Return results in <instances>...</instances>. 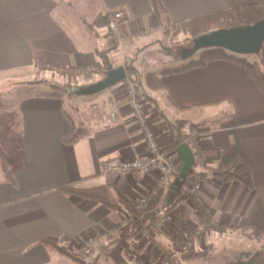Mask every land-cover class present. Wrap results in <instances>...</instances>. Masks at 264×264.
Masks as SVG:
<instances>
[{
    "label": "crops",
    "instance_id": "crops-1",
    "mask_svg": "<svg viewBox=\"0 0 264 264\" xmlns=\"http://www.w3.org/2000/svg\"><path fill=\"white\" fill-rule=\"evenodd\" d=\"M159 1L173 24L240 5L264 3ZM120 6L130 18L117 29L124 44H118L105 19L107 10ZM155 30L160 27L150 0H0V79H23L38 72L66 78L62 72L76 74L98 63L96 51L101 49L108 52L113 68L124 67V60H131L138 72L137 92L161 147L166 150L171 142L168 121L185 124L181 131L184 139L171 152L178 160L174 174L188 175L182 198L168 209L157 208V204L151 209L139 204L144 197L149 198L150 206L158 201L154 174L102 173L104 162L118 156L138 157L145 149L143 136L127 108L120 109L116 122L108 126L99 119L101 112L122 103L120 88L125 80L86 100L89 95L83 92L102 75L86 71L74 75L71 83L74 81L77 88L72 94L81 105L74 110L77 120L59 98L27 91L16 108L21 123L19 142L18 137H6L0 143H7L5 151L0 149L6 165L4 153L16 151L17 155L13 167L7 166L14 184L0 167V264H76L48 250L42 244L47 238L57 239L86 264H140V260L147 264H224L246 253H264V93L231 61H211L202 67L161 74L180 68L187 60L172 57L163 41L160 52V37L152 35ZM154 42L156 51L150 47ZM160 55L172 63L178 61L177 66L155 67L148 61L160 60ZM147 65L152 67L145 70ZM147 74L158 75L159 91L144 85ZM71 122L87 134L75 144L65 145L62 138L72 129ZM194 138L199 140L197 145ZM224 150H231L248 164L251 187L219 181L211 175ZM193 177L200 179L198 191L191 190ZM69 184L80 189L108 186L116 202L135 219L56 189ZM196 204L219 225L218 231L205 227L202 232L204 227L188 208ZM158 210L166 213L162 215L164 230L154 224L152 233L146 218L155 211L159 215ZM138 222L142 231H128ZM90 237L95 242L83 255L79 245ZM160 247L170 256H164ZM198 253L202 255L195 256Z\"/></svg>",
    "mask_w": 264,
    "mask_h": 264
},
{
    "label": "trees",
    "instance_id": "trees-1",
    "mask_svg": "<svg viewBox=\"0 0 264 264\" xmlns=\"http://www.w3.org/2000/svg\"><path fill=\"white\" fill-rule=\"evenodd\" d=\"M152 7V15L157 21L158 26L163 30L164 35L185 33V40L190 42L199 36L208 34L210 32L219 29H228L233 27L248 26L264 19V3L240 5L233 7L229 10L214 13L204 16L202 18L179 22L173 24L168 15L166 14L162 4L159 0H150ZM93 35H96L91 26L87 27ZM96 54L99 57V62L95 65L87 67L86 72L92 74H101L103 79L107 72L114 69L111 62V58L106 50H97ZM254 59H248L246 56H240L232 54L222 48L203 49L198 52V55L194 59H190L180 68L164 70L161 74L171 73L175 71L186 70L191 67H202L207 65L211 61L223 60L231 61L242 69L245 70L247 75L253 80L256 86L264 93V40L262 47L257 55H253ZM131 61V60H130ZM130 61L124 60V69L127 73V78L134 84L136 91L139 87L136 85L138 72L132 67ZM42 68V67H41ZM85 71H79L76 74H82ZM66 76L67 80L62 84H55L50 86L48 92L36 93V96L44 97H57L62 100L64 104V97H73L72 89L77 88L71 83L72 77L76 74H68L62 72ZM144 85L148 86L150 91L157 92L160 90L159 77L157 74H147L144 77ZM138 93V92H137ZM65 107V104H64ZM65 112V109H64ZM72 123V122H71ZM167 130L171 138L170 144L167 146V151H172L177 144L182 142L184 136L182 135V128L185 124L179 120H173L167 122ZM86 131L83 128H78L73 125L72 129L63 136L62 142L65 145L75 144L86 135ZM0 167L7 180L14 184V178L11 170L6 165V160L0 155ZM211 175L219 181H237L247 187L252 186V175L248 164L236 156L231 150L222 151L217 166L210 171ZM190 175V173H189ZM187 176L180 177L179 174L172 179L168 184L166 194L164 196L162 209H167L173 206L182 196L184 192V186L186 184ZM59 192L65 195H75L84 199L96 201L110 210L118 211L124 214L127 219L132 218L129 213L125 211L115 200L111 190L108 186H100L92 189H80L73 185H60L56 188ZM192 201L193 198L191 197ZM194 203V202H193ZM198 211L197 223L203 227H208L214 231H218L219 225L213 224L208 214L203 211L197 204L195 205ZM147 228L153 233L155 230V213L148 216ZM152 219L149 222V220ZM141 224L138 222L134 228L131 227L128 231H138L141 229ZM258 236V234H256ZM42 244L50 251L57 253L60 256L68 257L76 264H86L85 260L72 255L64 247H62L57 239L47 238L42 240ZM202 254H196L199 256ZM224 264H264V253L262 250H258L254 253H246L241 258L235 260L226 261Z\"/></svg>",
    "mask_w": 264,
    "mask_h": 264
},
{
    "label": "rangeland",
    "instance_id": "rangeland-1",
    "mask_svg": "<svg viewBox=\"0 0 264 264\" xmlns=\"http://www.w3.org/2000/svg\"><path fill=\"white\" fill-rule=\"evenodd\" d=\"M73 8L77 9V7L75 5H73ZM150 32H153V30H151ZM150 34H152V33H150ZM155 34H156V36L160 37V52H162L161 41H163L165 46H166V48L170 47L168 52L171 54L172 57H174L176 59L180 58V59L189 61L190 59H194V58L197 57L199 51H197L192 56H185L183 58V56L185 54L184 53L185 50L189 49L191 47V45H192V43H191L192 41L190 42L189 40H187V41L185 40L186 35H185L184 32L183 33H179V34H174V33L172 34L170 32V34L166 36V35L163 34V30L160 28L159 31L155 30V33L152 34V35H155ZM121 42L123 43L124 41L122 40ZM150 47L154 51L158 50V46H156V42H154V45H152ZM232 54H234V53H232ZM143 55H141V57ZM235 55H238V54H235ZM162 56L163 55H160V60L156 61L153 58H148V61L149 62H153L152 64H154L155 67L157 65H166L167 67H175V66H177L178 61H175V63H172V62L169 61V58H167L168 60H164V58H162ZM240 56H246L250 60L254 59L253 55H240ZM122 67H123V65H122ZM151 67H152L151 65H147V66H144V69L145 70H147V69L149 70ZM38 73L30 75V76H27L26 78H23V79H15V80H2V79H0V143H2L5 140L6 137L7 138H9V137H11V138L18 137V142H19L21 123H20V120H19V114L16 112L17 111L16 108H17L18 100L20 98H22L25 95V93H27V91H28V93H32V94L38 93V92H44V91L48 92L50 90L49 86H52V85H55V84H62V83L66 82V78L65 77L62 78V77H58L56 75L48 77L47 73H45V72L44 73H40V74H38ZM125 80H129V79L126 78ZM57 81H62V83L61 82H57ZM83 81H84V79H83ZM72 83L74 84L75 82L73 81ZM32 84L35 85V86H33ZM29 86H31V87H29ZM27 87H29V88L27 89ZM90 96H93V95H89V97H86L87 98L86 100H91V99H94V97H95V96L94 97H90ZM71 98L67 97V96L64 97L65 108H66V111L68 112V114L73 116L77 120V116L78 115H77V113L74 112V110H76L75 108H78V109L80 108L81 109V105H79V102L76 103L75 97H73L72 99ZM72 103L73 104H78L79 107L78 106H75V107L72 106L71 105ZM85 103H87L88 105H92L91 101H87ZM141 105H142V101H141ZM142 108H143V106H142ZM143 110H144V108H143ZM6 146H7V143H3V144L0 145V149L5 151V147ZM4 155H5L6 159H7V166L9 168L13 167V165H14L13 163L15 162L16 156H17L16 155V151H13L10 154L4 153ZM175 176H177V175L173 174L170 178L175 177ZM179 176L183 177L181 175H179ZM185 176H188V175H185ZM170 178H169V180H167V181H165L163 183V185H162L163 188L162 189H160V184H158V185L156 184V188L158 190V199H157L158 201L155 202V205H152V206L149 205L150 204V200H149L148 197H144L143 199L145 200V203H141L139 205H142V206H146L147 205L151 209H153L154 206H156V204H157V208L159 206L162 207L164 196L166 194V191H167V188H168V184L170 182ZM196 179H197V181L199 182V184L201 186L200 179H198V177H196ZM199 190H200V188H199ZM184 194H186L185 199L186 198L189 199L190 196L187 193H184ZM182 196H181V198H182ZM188 208H191L190 212L193 215H196L198 217V211L196 210V208H194V207H188ZM157 212H159V215H158V213L156 214V211L154 213H155L157 219H159V217H160V224H159V222H155V224H159L160 228H162V230H164L165 223L161 219V216L162 215L165 216L166 213H164L163 210H158ZM156 227L158 228L157 225H156ZM205 229L206 228L204 227L202 232H204ZM142 230L143 229L141 227V230H139V231H142ZM156 246L159 247V245H157V244H156ZM160 248L159 249H160V251L162 253H164V256H166V257L170 256V253H169L168 250H166V248H164V247H160ZM88 252L89 251H85V252L81 251V253L83 255H87Z\"/></svg>",
    "mask_w": 264,
    "mask_h": 264
},
{
    "label": "built area",
    "instance_id": "built-area-1",
    "mask_svg": "<svg viewBox=\"0 0 264 264\" xmlns=\"http://www.w3.org/2000/svg\"><path fill=\"white\" fill-rule=\"evenodd\" d=\"M105 19L111 34L115 35L117 42L121 44V41H124V38L117 35V29L121 24H125L130 19L126 8L120 6L107 10ZM120 90L122 92V103L101 112L99 119L104 126H108L116 122L120 109L127 108L133 114L134 120L143 136L145 149L144 153L138 157L123 158L122 156H118L104 162L101 168L102 173H122L125 175L154 174L156 176V184H160V189H162L163 183L169 180V178L175 173V167L178 164V160L173 152L165 150L159 144L155 130L149 124L148 118L142 108L141 98L137 93L134 84L130 80H125L123 81ZM196 133L197 132H193L194 135H196ZM198 142V138H194L193 144L197 145ZM200 160L202 161L201 157ZM190 186L192 191L199 190L200 184L196 177L191 179ZM141 203H145L143 198L140 200V204ZM161 219L164 222L163 216H161ZM157 222L160 224V217L157 219ZM159 224H157V226ZM94 242L95 238L90 237L86 241L80 243V251H87ZM139 263L147 264L145 260H140Z\"/></svg>",
    "mask_w": 264,
    "mask_h": 264
},
{
    "label": "water",
    "instance_id": "water-1",
    "mask_svg": "<svg viewBox=\"0 0 264 264\" xmlns=\"http://www.w3.org/2000/svg\"><path fill=\"white\" fill-rule=\"evenodd\" d=\"M264 40V19L253 25L219 29L196 37L192 45L185 50V56H192L203 49L222 48L238 55H257ZM127 78L124 67H117L107 72L106 76L90 85L83 93L91 95L110 88ZM183 177L185 175H182Z\"/></svg>",
    "mask_w": 264,
    "mask_h": 264
}]
</instances>
